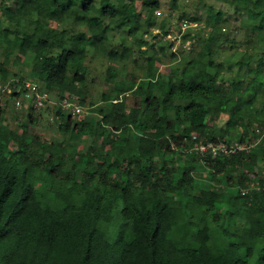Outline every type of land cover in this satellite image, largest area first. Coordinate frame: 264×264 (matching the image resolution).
I'll return each mask as SVG.
<instances>
[{"label":"trees","instance_id":"16d2710c","mask_svg":"<svg viewBox=\"0 0 264 264\" xmlns=\"http://www.w3.org/2000/svg\"><path fill=\"white\" fill-rule=\"evenodd\" d=\"M222 1L243 17L242 40L209 6L189 18L203 23L184 37L197 50L166 77L144 38L158 0L0 3L4 59L30 58L9 97L20 86L31 102L30 76L58 100L43 107L57 121L42 124L31 103L14 128L0 104V264H264V0ZM225 46L236 60L223 59ZM96 57L108 62L102 106L86 104ZM9 73L0 63V82ZM202 143L241 148L212 156L196 151Z\"/></svg>","mask_w":264,"mask_h":264},{"label":"rangeland","instance_id":"374dc122","mask_svg":"<svg viewBox=\"0 0 264 264\" xmlns=\"http://www.w3.org/2000/svg\"><path fill=\"white\" fill-rule=\"evenodd\" d=\"M4 0H0V3ZM10 6H14L15 0H7ZM160 4V8L155 13L158 21V25H156L148 35H144V38L146 41L150 42V46H148V52L149 54H158L162 55L161 58L163 65L161 66L162 74L164 77H166L169 74V71L171 69H180L181 64L191 58L193 56V53L195 50H197L198 46L196 43V39L189 40L185 39L184 37L189 36H195L197 35V32H199V28L203 25V23L199 22H193L190 21L189 18L198 17V15H201L204 17L207 9L209 6L214 7L217 10H221L226 14L227 22L225 24V28H227L230 31V34L232 37L235 38V40H242V33L239 31L238 25L240 24V14H237L235 12V8L232 5L224 3L222 0H177V10H172L171 4L172 0H158ZM137 6L139 4L137 3ZM185 14V18L183 21L182 26H179V17L181 15ZM166 21L167 25H165L164 29L160 28L159 23L162 21ZM55 26V25H54ZM167 30V31H166ZM118 33H112L111 36H113L111 39L114 40L113 43H117L118 40L121 38L120 32ZM115 32V31H113ZM139 34L138 36H140ZM194 37V38H195ZM164 47L165 54L160 53V48ZM227 46H225V51L223 54V59L225 61L229 60H236L237 55L229 56V54L233 53L230 50L226 49ZM238 54V53H237ZM3 55V48L0 47V63L5 64L6 70H9L10 73L8 75V78L5 81L0 82V92L2 90L4 91L2 93L1 98V106L3 107V104L5 107H7V117L4 119V126H8L10 128H14L17 126L18 121H26V114L27 111H21L23 105L25 110H29V108L32 106L29 98H25L24 95L22 96V93L25 94L26 92H23V87L20 89V86L16 87V89L19 88L20 93L19 96L9 97V95H13L14 87L12 83L16 81L19 77L16 75L19 71L20 73L24 75H29V69L28 64L30 62V58H27L28 64L23 63L19 66L17 64L13 63L14 55H12V59L9 57L8 59H4ZM107 60H104L103 58H92L89 60L88 63V69H89V77L88 81L86 82V93H87V102L86 104L93 103L95 106H102L103 104L100 102V95L103 91L107 90L109 88V85L104 80L105 70L107 68ZM126 65H120L117 67V69L122 74L126 72L127 70ZM130 69L128 68V71ZM136 74H139L138 71H136ZM140 75V74H139ZM25 82H30L36 86H39L38 82H36L34 79H32L30 76L25 78ZM15 89V90H16ZM7 98L6 103L4 99ZM32 100V99H31ZM48 102H57L56 99H47ZM64 101V100H63ZM60 100V102H63ZM46 106H48V103ZM28 104V105H26ZM89 105H86L83 108L82 115L87 116L86 118H91L93 122L96 121V115H90L89 112ZM33 108V107H31ZM10 110L11 113H10ZM46 110V109H45ZM44 109L42 110V119L41 123L44 124L46 121L50 122V119L53 120V122L57 121L55 119V116L51 114V110L48 107V111L46 112ZM35 109L31 110L32 113ZM10 114V115H9ZM74 115V114H73ZM220 124V122L218 123ZM43 126V125H42ZM48 137L49 139H53L57 137L58 132L56 131V124H53L51 127L48 128ZM81 140L76 142V145L79 143L80 145L87 144V141L80 142ZM78 144V145H79Z\"/></svg>","mask_w":264,"mask_h":264},{"label":"built area","instance_id":"2783aa9c","mask_svg":"<svg viewBox=\"0 0 264 264\" xmlns=\"http://www.w3.org/2000/svg\"><path fill=\"white\" fill-rule=\"evenodd\" d=\"M25 87L26 89L30 90V96H32V104L36 110L43 109L45 103L47 102V95L43 94L38 90V86L30 83V82H25ZM61 105V102H60ZM63 107L67 105L66 101L64 100L62 102ZM83 112L82 107H78L76 105H72V113L73 114H81ZM240 145L237 143H232L230 145H224V144H213V143H205V144H200L197 148L196 151L198 153H205V152H210L212 156H216L217 154H225L228 155L230 153H233L234 151L240 150Z\"/></svg>","mask_w":264,"mask_h":264}]
</instances>
